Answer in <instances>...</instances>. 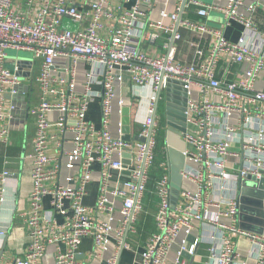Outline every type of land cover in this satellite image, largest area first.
<instances>
[{"label": "built area", "instance_id": "obj_1", "mask_svg": "<svg viewBox=\"0 0 264 264\" xmlns=\"http://www.w3.org/2000/svg\"><path fill=\"white\" fill-rule=\"evenodd\" d=\"M35 0H30L29 5ZM156 0H96L79 10L73 0H48L30 19L15 7V0H0V119L8 93L25 96L23 79L36 80L40 88L39 103L31 112L36 116V132L32 139L30 195L31 213L24 219L29 227V249L24 256L6 264H38L40 256H48L51 264H80L78 248L85 237L93 236L97 245L107 240L112 230V217L117 211L121 221L116 230L117 249L108 264H118L121 250L127 246L124 236L132 228L143 208L149 167L157 146L156 118L159 93L162 96L168 82L183 84L188 93L187 127L183 133L186 147L183 154L190 169L182 171L192 185L185 190L188 206L172 219L171 180H160V202L156 213L157 230L141 254V264H187L199 254L202 243H209L206 259L201 264H234L244 255L252 256L255 264H264L263 231L257 233L241 227V184L249 180L251 193L247 224L256 226L257 193L263 191L264 212V90L257 80L264 71V37L257 21L258 9L264 0H178L177 10L170 14L171 22L164 24L151 19ZM130 6H126V5ZM195 9V10H194ZM195 11L207 18L211 12L225 15V27L241 24L244 34L237 41L225 36V27H214L203 21L184 19L185 13ZM113 25L102 32L104 21ZM88 20L84 24V20ZM198 34L194 42V60L176 61L181 28ZM162 30L164 52L148 54L143 42L157 44ZM212 39L206 48L203 41ZM7 50L25 52L31 57L13 58V67L6 64ZM227 54L239 66V79L225 78L218 69L228 72L223 55ZM69 61L70 77L67 88H52L51 71L58 58ZM41 67L34 76L36 62ZM82 63L96 66L98 71L83 70L79 86L78 68ZM27 76V77H26ZM129 77L140 87L151 86L147 113L140 122L136 150L133 139L124 133L113 136L110 131L114 83ZM7 85H12L8 91ZM99 85L100 91L93 89ZM57 93L59 101L51 102L46 95ZM193 92L198 94L191 99ZM176 98L179 99V95ZM100 97L99 129L87 119L90 104ZM81 98L79 104L74 101ZM10 110L17 108L12 104ZM57 116L54 118L53 114ZM60 129L58 156L47 153L51 137L49 127ZM4 132L0 131V143ZM71 146H69V144ZM119 157H115V154ZM129 153L131 162L124 163ZM9 158L0 154V181L14 173L8 168ZM95 164L105 170L96 204L100 217L86 213L83 199ZM126 172L111 188L112 171ZM57 179L53 184L49 181ZM50 198L51 208H44ZM121 201V205H117ZM57 216L63 220L59 221ZM210 225L206 236H196L197 226ZM6 232L0 229V238ZM245 242V251L241 248ZM219 243V247H217ZM50 244H63L65 251L48 252ZM188 255V256H186ZM243 264L246 262L243 261Z\"/></svg>", "mask_w": 264, "mask_h": 264}, {"label": "crops", "instance_id": "obj_2", "mask_svg": "<svg viewBox=\"0 0 264 264\" xmlns=\"http://www.w3.org/2000/svg\"><path fill=\"white\" fill-rule=\"evenodd\" d=\"M30 0H15L16 9L23 14H26L30 19L33 15L39 12L46 1L48 0H35L33 4H28ZM79 10H84L96 0H73ZM115 2L116 0H111ZM178 0H156L154 9L151 12V19L156 22H163L169 24L171 22L170 14L177 10ZM204 3H210L212 0H201ZM130 6V4L126 5ZM195 10V9H194ZM184 19L191 21H205L208 25L214 27H225V15L220 12H211L207 18L200 17L195 11H191L183 14ZM257 21L260 26V33L264 37V8L258 9ZM84 24L88 23V20H84ZM113 25V20L107 18L104 21L105 30H109ZM157 32L161 34V38L157 44H147L143 42L145 51L152 56H160L164 52L163 42L167 35L157 29ZM182 40L178 42V52L176 55V61L192 62L194 60V42L198 41L199 37L196 32L191 31L189 28H181ZM244 34V27L238 23H232L228 27H225V36L230 41H237ZM212 39L203 41L206 48L210 45ZM10 59V58H9ZM13 61V60H12ZM225 61L228 72L218 69V73L223 77L236 78L241 77L239 66L235 64L230 56L223 55L222 62ZM9 62V60L6 61ZM14 63V62H13ZM12 65V62L11 64ZM69 61L67 58L60 57L57 59L54 68L51 71V75L54 78V82L51 83V87L59 90V88L65 90L67 88L66 81L70 77ZM41 67V62H36V68L34 70V76L38 74ZM88 69L91 71H98L96 66L90 63H82L78 68L79 86H81L83 80V70ZM97 73V72H96ZM27 77V76H26ZM24 88L28 93L23 95L12 96L10 93L6 95L4 104V118L0 119V131L4 132V138L0 143V154L9 158L8 168L13 175L9 176L5 181H0V229L6 232L5 237L0 238V264H6L12 261L14 258L24 256L29 249V227L25 222V213H31L33 211L30 205V195L33 188V182L31 178V152H32V139L36 132V116L32 114L31 110L38 105L40 97V88L36 80L30 78L23 79ZM258 88L264 90V71L260 78L257 80ZM115 97L113 99V111L111 116L110 131L113 136H119L121 132L129 136V139L134 140L133 149L136 150L137 142L139 140L137 132L140 128V122L144 119L147 113L148 96L153 93L152 87L149 85L145 88L136 85L129 77L123 79H116L114 83ZM8 91L12 89V85H7ZM93 89L100 91L99 85H93ZM46 97L51 102L59 101L57 93L49 92ZM198 97L196 92H193L191 99L195 100ZM165 102L164 97L162 98ZM161 99V101H162ZM177 99V98H176ZM179 99H177L178 101ZM181 100V99H180ZM161 101L158 104L157 118H156V139L157 146L154 150V159L149 167V179L147 181V190L143 196V208L138 213L132 228L128 230L124 236V241L127 246L121 250L118 264H141V254L146 249L153 234L157 230L156 213L160 202V180L165 176H168L171 180L170 160L168 157V148L165 139V110L163 115L159 112ZM81 98H77L74 103L79 104ZM16 104L15 110H10L11 105ZM127 110V113H125ZM56 113L53 114L55 118ZM128 118V123L124 120ZM87 119L91 121L97 129L102 125L101 122V104L100 97L90 104ZM125 126L128 127L127 133L125 132ZM48 134L51 137L48 143L47 153L51 157L58 156V143L61 139L60 129L58 126L53 125L49 127ZM183 138V137H182ZM71 146L70 143H68ZM115 157H119V154H115ZM131 155L125 153L123 155L125 160L131 162ZM190 164H185L186 171ZM104 169L100 164H95L91 180L87 186V194L85 195L83 202L86 206V213L92 217H100L102 214L97 213L96 204L100 195L101 178L104 173ZM181 171V174H182ZM126 172L122 173L121 177L117 170L112 171L111 188H113L119 178L125 179ZM57 179H53L48 184H53ZM190 182L183 178L181 186L178 190L176 198L173 193V184L171 180V218L174 220L179 217L181 210L185 209L190 203V199L185 194V190L191 188ZM44 208L49 210L51 208L50 198H45ZM118 206L121 205V201L116 202ZM59 221L63 219L57 216ZM121 221V214L117 211L112 217V230L107 240L103 241L101 245H97L93 236L85 237L82 240L81 245L78 248L77 259L80 264H108L109 259L117 249L116 230L119 222ZM247 223V222H246ZM241 225V224H240ZM248 225V224H247ZM258 225V224H257ZM256 225V226H257ZM250 226V225H249ZM255 227V226H250ZM197 231L194 233L196 236H206L212 231L210 225L204 226L199 224ZM217 243V247H219ZM209 243H202L199 248V254L193 261V258L187 259V264H201L206 259V255L209 248ZM241 248L243 253L245 251V242L242 241ZM58 249L61 251L66 250V246L63 244H50L48 246V252L54 253ZM255 264V259L252 256L244 255L241 260L234 264ZM48 256H40L38 258V264H51ZM165 264H173L171 260L166 261Z\"/></svg>", "mask_w": 264, "mask_h": 264}, {"label": "water", "instance_id": "obj_3", "mask_svg": "<svg viewBox=\"0 0 264 264\" xmlns=\"http://www.w3.org/2000/svg\"><path fill=\"white\" fill-rule=\"evenodd\" d=\"M176 94L179 95L177 101ZM177 95V97H178ZM165 99V141L168 148V157L171 171V180L173 184V193L176 198L178 190L181 186L183 176L181 171L185 168L186 159L183 154V151L186 147L184 141L183 133L186 131L187 127V112H188V93L184 88L183 84L177 81H170L167 84L164 96L159 93L157 107L161 99ZM127 113V110H125ZM128 123V118L124 120ZM125 132L127 133L128 127L125 126ZM124 138L129 140V136L125 135ZM129 163V160L125 163ZM252 184L249 180H243L241 184V205H240V218H241V227L244 229H249L257 233H262L263 231V191L257 193L256 211L259 218H257L256 223L258 224L255 227H250L247 225L246 220L248 218V204L250 203L249 194L251 193L249 185ZM188 256V255H186Z\"/></svg>", "mask_w": 264, "mask_h": 264}, {"label": "rangeland", "instance_id": "obj_4", "mask_svg": "<svg viewBox=\"0 0 264 264\" xmlns=\"http://www.w3.org/2000/svg\"><path fill=\"white\" fill-rule=\"evenodd\" d=\"M7 53L9 55V62H7V65L8 67L12 68L13 67V61L14 60L13 58H16V57H31L29 54H26L25 52H17V51H14V50H7ZM12 62V65H10ZM165 110V102L161 101V104H160V108H159V112L163 115V112Z\"/></svg>", "mask_w": 264, "mask_h": 264}, {"label": "flooded vegetation", "instance_id": "obj_5", "mask_svg": "<svg viewBox=\"0 0 264 264\" xmlns=\"http://www.w3.org/2000/svg\"><path fill=\"white\" fill-rule=\"evenodd\" d=\"M259 198L257 197V200H258ZM257 200H256V203H257Z\"/></svg>", "mask_w": 264, "mask_h": 264}, {"label": "bare ground", "instance_id": "obj_6", "mask_svg": "<svg viewBox=\"0 0 264 264\" xmlns=\"http://www.w3.org/2000/svg\"><path fill=\"white\" fill-rule=\"evenodd\" d=\"M180 99V98H179Z\"/></svg>", "mask_w": 264, "mask_h": 264}]
</instances>
